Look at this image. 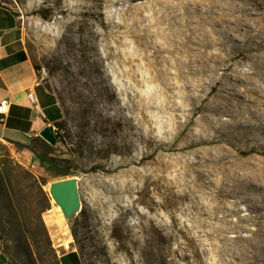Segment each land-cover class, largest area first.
<instances>
[{"label": "rangeland", "instance_id": "rangeland-1", "mask_svg": "<svg viewBox=\"0 0 264 264\" xmlns=\"http://www.w3.org/2000/svg\"><path fill=\"white\" fill-rule=\"evenodd\" d=\"M0 1L70 129L51 155L78 179L71 222L47 189L66 176L28 146L16 155L44 182L54 247L79 248L78 218L85 264H264V0ZM85 67L107 87L90 117ZM6 237L0 249L24 264Z\"/></svg>", "mask_w": 264, "mask_h": 264}, {"label": "trees", "instance_id": "trees-1", "mask_svg": "<svg viewBox=\"0 0 264 264\" xmlns=\"http://www.w3.org/2000/svg\"><path fill=\"white\" fill-rule=\"evenodd\" d=\"M35 66L39 71L40 66L37 62H35ZM80 74L84 75L86 80H79L78 83L81 88L79 90V109L83 110L87 117H90V113L99 108V102L104 99L107 87H103L100 82L90 81L91 73L87 71L86 67L85 71ZM77 80L78 78L75 79V81ZM60 105L62 114L54 122V129L60 133L61 138L65 139V133L66 131L70 133V129L64 121L65 108L61 103ZM28 147L33 153L38 154L40 163L52 169L56 176H68L75 173V169L68 159L51 155L55 147L41 136L33 137ZM1 150L0 237L6 240L8 234H15L18 253L24 259V264H46L47 261L49 264H61L60 255L53 246L47 225L42 217V212L51 207L49 197L43 187V180L38 178L32 170L16 161L8 148ZM35 190L43 198L40 203L44 204L41 207L33 204ZM79 213L82 215L83 211L81 210ZM77 224L78 218L74 223H71V230L75 240L79 243L77 251L83 260L85 246L79 240ZM4 252L7 253V250Z\"/></svg>", "mask_w": 264, "mask_h": 264}, {"label": "crops", "instance_id": "crops-1", "mask_svg": "<svg viewBox=\"0 0 264 264\" xmlns=\"http://www.w3.org/2000/svg\"><path fill=\"white\" fill-rule=\"evenodd\" d=\"M30 92L38 98L45 117L31 103ZM3 98L9 99L10 104L8 111L0 114V144L13 154L20 146H29L31 139L40 136L47 124L54 127L62 114L55 93L40 79L19 15L0 1V100ZM60 235V232L55 234L56 237ZM65 239L71 241V236ZM54 245L61 251V264H84L76 248H58L63 242ZM0 264H12L1 249Z\"/></svg>", "mask_w": 264, "mask_h": 264}, {"label": "water", "instance_id": "water-1", "mask_svg": "<svg viewBox=\"0 0 264 264\" xmlns=\"http://www.w3.org/2000/svg\"><path fill=\"white\" fill-rule=\"evenodd\" d=\"M40 136L52 146H56L60 139V133L51 124H47L41 131ZM49 194L59 205L65 217L71 222L82 209L79 183L75 175L52 181L49 184Z\"/></svg>", "mask_w": 264, "mask_h": 264}, {"label": "built area", "instance_id": "built-area-1", "mask_svg": "<svg viewBox=\"0 0 264 264\" xmlns=\"http://www.w3.org/2000/svg\"><path fill=\"white\" fill-rule=\"evenodd\" d=\"M39 73H40V76L42 77V78H44L46 75H47V68L46 67H42V68H40L39 69ZM29 97H30V100H31V103L34 105V107L36 108V110L43 116V117H45L46 115H45V113H44V111L41 109V107H40V104H39V100H38V98L36 97V95L33 93V92H30L29 93ZM9 104H10V102H9V99H7V98H3L2 100H0V114H4V113H6L7 111H8V108H9ZM9 149V148H8ZM9 151L11 152V154H12V156L14 157V158H16L17 159V161L20 163V164H22V165H24L25 167H28V165L27 164H25L23 161H21V160H19L18 158H17V154L19 153V150L18 149H16V151H15V154H13L12 153V151L9 149ZM2 157V150L0 149V158ZM63 247H64V249H70L71 248V245H70V243H66V244H64L63 245Z\"/></svg>", "mask_w": 264, "mask_h": 264}, {"label": "bare ground", "instance_id": "bare-ground-1", "mask_svg": "<svg viewBox=\"0 0 264 264\" xmlns=\"http://www.w3.org/2000/svg\"><path fill=\"white\" fill-rule=\"evenodd\" d=\"M258 48V47H257ZM47 189H49V185L47 186ZM58 208L60 209V210H62L61 209V207L58 205ZM52 222H55V223H58V220L57 219H55V220H53V219H51V223Z\"/></svg>", "mask_w": 264, "mask_h": 264}]
</instances>
